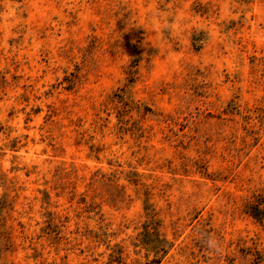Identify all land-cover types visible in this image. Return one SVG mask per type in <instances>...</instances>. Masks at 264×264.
<instances>
[{
  "label": "rangeland",
  "instance_id": "obj_1",
  "mask_svg": "<svg viewBox=\"0 0 264 264\" xmlns=\"http://www.w3.org/2000/svg\"><path fill=\"white\" fill-rule=\"evenodd\" d=\"M0 264H264V0H0Z\"/></svg>",
  "mask_w": 264,
  "mask_h": 264
},
{
  "label": "clouds",
  "instance_id": "obj_2",
  "mask_svg": "<svg viewBox=\"0 0 264 264\" xmlns=\"http://www.w3.org/2000/svg\"><path fill=\"white\" fill-rule=\"evenodd\" d=\"M205 243L206 247L214 253H218L222 249V241L218 240L214 236H211Z\"/></svg>",
  "mask_w": 264,
  "mask_h": 264
},
{
  "label": "trees",
  "instance_id": "obj_3",
  "mask_svg": "<svg viewBox=\"0 0 264 264\" xmlns=\"http://www.w3.org/2000/svg\"><path fill=\"white\" fill-rule=\"evenodd\" d=\"M153 249H154V247H153ZM155 249H158V247H155Z\"/></svg>",
  "mask_w": 264,
  "mask_h": 264
}]
</instances>
